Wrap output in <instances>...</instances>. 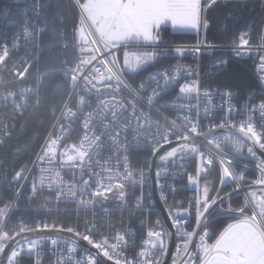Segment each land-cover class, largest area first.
<instances>
[{"label":"built area","instance_id":"2783aa9c","mask_svg":"<svg viewBox=\"0 0 264 264\" xmlns=\"http://www.w3.org/2000/svg\"><path fill=\"white\" fill-rule=\"evenodd\" d=\"M222 3L230 0H219ZM264 4V0H259ZM79 27L83 32L72 36L74 64L70 69H55L72 78L67 97L35 151L28 169L10 197L0 203V250L8 238L26 229H63L80 237H91L102 245L105 240L123 249H109L119 256L118 264H132L143 251L160 261L165 248L162 222L149 186L151 153L173 143L166 150L187 146L163 164L155 167V188L163 203L173 233L184 232L176 224L178 209L187 211L190 197L193 211L183 220L200 248L196 264H204L210 250L209 222L218 216L249 222L264 246V148L253 132L249 143L230 130H217L202 137L198 134L213 127L242 129V120L251 119L260 129L264 112V72L259 70L264 55V17L256 33L248 32V45L237 54L239 33L230 43H210L205 29H198V39L191 43L110 44L87 22L77 0H72ZM42 30L36 8L25 0H10L0 6V143L9 134L17 116L26 108L43 72L30 69L42 47ZM200 51L191 49L198 46ZM160 47L175 59L146 73L134 84L126 78L116 59L124 48ZM185 49L183 54L175 51ZM229 57L246 60L255 75L256 87L238 98L227 87L207 85L208 79L226 67ZM223 61L224 63H221ZM189 73H192L191 75ZM197 81L199 90L186 81ZM204 92L213 93L206 98ZM220 93H225L221 97ZM228 94H231L230 96ZM229 104L232 111L228 114ZM223 109V111L221 110ZM243 111V114L241 112ZM75 130V133L73 132ZM133 152H141L133 156ZM135 159L138 161L135 162ZM117 188L114 204L95 203L97 194ZM201 219L195 218L197 208ZM163 232V237L147 233ZM174 243L167 264H172L176 244L180 257L194 255L189 241ZM58 238L59 245L46 241ZM150 242L145 244V240ZM243 240L247 244L251 239ZM38 242L43 249L41 264H55L59 251L76 242L62 235H38L14 244ZM87 243V242H86ZM88 244V243H87ZM89 245V244H88ZM79 248H89L78 242ZM7 253V255H8ZM228 255L227 251L222 252ZM7 255L5 259L7 258ZM66 255V253H65ZM203 258V260L201 259ZM35 253L25 247L17 264H34ZM116 257L112 262H115Z\"/></svg>","mask_w":264,"mask_h":264},{"label":"trees","instance_id":"16d2710c","mask_svg":"<svg viewBox=\"0 0 264 264\" xmlns=\"http://www.w3.org/2000/svg\"><path fill=\"white\" fill-rule=\"evenodd\" d=\"M9 1L0 0V6ZM25 1L36 8L37 21L43 27L38 36L42 50L30 69L44 72L38 77L39 85L29 105L17 116L13 129L0 143V203L3 198L12 195L21 181L42 138L67 97L73 81L69 75L55 70L70 69L74 64L71 41L73 33L78 29V18L71 0ZM229 10L233 16L225 21V14ZM205 16L209 21V27L204 33L205 40L210 43H230L239 32L258 31L264 17V4L259 0H230L225 3L218 0L217 4L208 8ZM197 39L198 34L195 32H174L164 24L151 32V42L154 44L191 43ZM155 49L163 52L138 69L124 71L130 83L137 82L150 70L175 59L163 48ZM207 85L233 89L238 98H242L246 92L256 87V81L246 60L229 57L226 67L209 78ZM132 154L137 158L141 152ZM137 161L135 159V162ZM231 218L218 216L209 222L207 226L210 229V241Z\"/></svg>","mask_w":264,"mask_h":264},{"label":"snow or ice","instance_id":"6c2138e0","mask_svg":"<svg viewBox=\"0 0 264 264\" xmlns=\"http://www.w3.org/2000/svg\"><path fill=\"white\" fill-rule=\"evenodd\" d=\"M218 0H204L202 3V0H173V19L175 21V24L178 25L182 29H192V30H198L201 27L204 29H207L209 27V21L207 17L205 16V13L207 12L208 8L212 7L213 5L217 4ZM233 16V13L231 10L226 12L225 14V21L230 19ZM226 27V24H225ZM248 36V32H241L239 34V45L234 48V51L237 54L240 55H246V52L241 51L242 49H245V47L248 45V39L246 38ZM261 40L264 41V34L261 35ZM233 44H235V40H233ZM175 51L179 54H183L185 49L177 47ZM193 53L199 52V42L198 46L191 49ZM221 63H224L221 61ZM259 70L261 72H264V55L260 57V64H259ZM190 75L192 73H189ZM262 80H264V77H262ZM186 83L189 85V87H195L199 90L198 82L193 81H186ZM206 98H211L213 93L204 92L203 94ZM221 97L225 95V93H220ZM229 96L231 94H228ZM260 109L262 112H264V103L260 104ZM223 111V109L221 108ZM232 111V107L229 104L228 108V114H226L227 117H229V114ZM243 114V111L241 112ZM260 129L257 131V126L252 122V120L249 118L247 120H242L240 123V126L242 129H249V135L252 136L253 132H256V136L261 139V147L264 148V115L260 118ZM194 199V197H190V203L187 208V211L178 209L176 212V224L178 227H183L185 229L184 232L176 231L173 234L177 237L178 241H189L190 236L191 244L189 247H192L195 245V249H198V251L195 250L194 255L189 254L188 252L184 253L183 257L180 256L178 249L181 247L180 242L176 244V247L174 249V255L172 256V264H196L195 257L200 256V248L204 245V240L207 238V233L202 232V236L204 237L203 240L197 241L195 240V237L192 236L191 233L187 231L188 224H185L182 222L183 220L189 218L190 213L193 211L191 200ZM201 212H205V215H207V211L203 208H197L195 211V218L201 219ZM171 227V225H169ZM151 235H157L159 237H163V232L159 233H147V236ZM84 241H86L90 247L89 248H79L78 247V241L77 240L71 248H66L64 250L59 251L60 258L55 261V264H104V260H101L100 258L103 257L107 261H113V258L116 257L114 264H118L119 262V256H114L112 251H109V249L115 247L117 249H123V246L126 244V241L122 242L119 245H116L115 242L112 241L116 240V237L112 238V241L105 240L104 244L102 245L99 242H94L91 240V237H83ZM47 243H50L51 246H53V250L57 249L56 246L59 245L58 238L52 237L49 238ZM145 244H149L150 242L146 239ZM151 246V245H150ZM27 247L30 250H32L35 253V260L34 264H41L40 257L43 255V249L41 248V244L38 242H27V244H18L16 247H14L7 255L6 259L0 258V264H17L18 260L21 258L24 248ZM66 253V255H65ZM167 253V252H165ZM212 255H215V252L212 253ZM143 258V260L148 261L151 258L143 251L138 253L137 259L132 262V264H139L140 259ZM203 260V258L201 257ZM125 264H127V259L125 258ZM152 264H159L158 261H153ZM204 264H207V262H204Z\"/></svg>","mask_w":264,"mask_h":264},{"label":"crops","instance_id":"0c3cea01","mask_svg":"<svg viewBox=\"0 0 264 264\" xmlns=\"http://www.w3.org/2000/svg\"><path fill=\"white\" fill-rule=\"evenodd\" d=\"M79 5L88 24L110 44L148 43L152 30L163 24L174 32L197 31L175 24L173 0H82Z\"/></svg>","mask_w":264,"mask_h":264},{"label":"rangeland","instance_id":"374dc122","mask_svg":"<svg viewBox=\"0 0 264 264\" xmlns=\"http://www.w3.org/2000/svg\"><path fill=\"white\" fill-rule=\"evenodd\" d=\"M162 50L154 47L125 48L117 53V60L123 71H133L149 63ZM251 239L247 244L243 240ZM210 255L207 264H264V246L260 245V238L249 222L235 221L232 217L212 241L208 239ZM227 251L228 255L222 252Z\"/></svg>","mask_w":264,"mask_h":264},{"label":"water","instance_id":"95a60500","mask_svg":"<svg viewBox=\"0 0 264 264\" xmlns=\"http://www.w3.org/2000/svg\"><path fill=\"white\" fill-rule=\"evenodd\" d=\"M217 130H230L239 136H241L243 139L248 141L251 144H254L253 139L250 137V135L242 130H239L237 128H229V127H213L210 128L200 134H198V137H202L204 135H207L209 133H212ZM175 142H171L167 145L160 146L152 151L151 157H150V163H149V186L150 191L152 195V199L154 202V205L156 207L157 213L160 217V220L162 222L163 230H164V238H165V248L164 252L162 254V257L159 261V264H167L169 257L172 252L173 243H174V235L172 236L173 229L172 227H169L170 223L167 220L164 206L162 201L160 200L157 190L155 188V167L156 164H163L176 154L182 153L185 151L187 146L182 147H175L172 150L167 151L166 149L171 146ZM264 157V154H263ZM117 188H114L112 192L110 193H103V194H97L93 197V201L95 203H105V204H114L118 201V197L116 194ZM48 234H54V235H62L65 237H68L70 239H73L75 241L79 240L78 242L81 243L85 247H89V245L80 237L79 235L73 234L71 232H68L63 229L58 228H49V229H26L19 231L18 233L10 236L5 244V246L0 250V258L5 259L9 249L16 244L17 242L29 238L34 237L38 235H48ZM167 252V253H165ZM101 260H104V264H114L112 261H107L105 258L101 257Z\"/></svg>","mask_w":264,"mask_h":264},{"label":"bare ground","instance_id":"6f19581e","mask_svg":"<svg viewBox=\"0 0 264 264\" xmlns=\"http://www.w3.org/2000/svg\"><path fill=\"white\" fill-rule=\"evenodd\" d=\"M75 32H78V34H79V30L77 29ZM164 49V48H163ZM164 50H166V49H164ZM116 59H117V55H116ZM118 61V60H117ZM161 67V66H160ZM157 68V67H156ZM71 78V77H70ZM132 84H134V83H132ZM230 90H233V89H230ZM35 93V92H34ZM34 95V94H33ZM74 133H75V130L73 131ZM158 148V147H157ZM155 150V149H154Z\"/></svg>","mask_w":264,"mask_h":264}]
</instances>
